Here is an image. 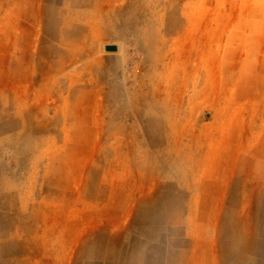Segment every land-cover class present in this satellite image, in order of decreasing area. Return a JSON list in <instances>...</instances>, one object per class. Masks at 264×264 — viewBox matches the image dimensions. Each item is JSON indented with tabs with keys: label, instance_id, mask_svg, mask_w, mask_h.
Segmentation results:
<instances>
[{
	"label": "rangeland",
	"instance_id": "1",
	"mask_svg": "<svg viewBox=\"0 0 264 264\" xmlns=\"http://www.w3.org/2000/svg\"><path fill=\"white\" fill-rule=\"evenodd\" d=\"M245 227L261 264L264 0H0V264H242Z\"/></svg>",
	"mask_w": 264,
	"mask_h": 264
},
{
	"label": "bare ground",
	"instance_id": "2",
	"mask_svg": "<svg viewBox=\"0 0 264 264\" xmlns=\"http://www.w3.org/2000/svg\"><path fill=\"white\" fill-rule=\"evenodd\" d=\"M28 120V119H27ZM30 123L29 130L32 131L33 126L36 129V126L34 124H31V120H28ZM35 123V122H33ZM27 126V124H26ZM22 127V126H21ZM22 134V133H21ZM167 229V228H166ZM67 231V230H66ZM75 231V230H74ZM173 231V230H172ZM68 232V231H67ZM250 230L247 229V227L243 228V230L239 233V238H238V259L239 262L242 264H251L253 261V255H254V249L250 247L251 244V232ZM173 234V233H171ZM170 238V237H169ZM171 239V238H170ZM75 242V241H74ZM177 243V242H176ZM175 243V244H176ZM74 246V245H73ZM73 248V247H72ZM71 248V249H72ZM151 250V249H150ZM47 251V250H46ZM67 251V250H66ZM152 251V250H151ZM148 252V251H147ZM168 252V251H167ZM177 252V251H176ZM171 253V252H170ZM173 254V253H172ZM113 255V254H112ZM115 255V254H114ZM168 256V255H167ZM172 256V255H171ZM174 257V256H173ZM203 258V257H202ZM200 257V259L202 260ZM90 260V259H88ZM166 260V259H165ZM170 260V259H169ZM232 260V258H231ZM203 261V260H202ZM262 261V259H261ZM154 262V261H153ZM228 264V263H227ZM261 264H264V262H261Z\"/></svg>",
	"mask_w": 264,
	"mask_h": 264
},
{
	"label": "water",
	"instance_id": "3",
	"mask_svg": "<svg viewBox=\"0 0 264 264\" xmlns=\"http://www.w3.org/2000/svg\"><path fill=\"white\" fill-rule=\"evenodd\" d=\"M117 49L115 47H107V51H116Z\"/></svg>",
	"mask_w": 264,
	"mask_h": 264
}]
</instances>
